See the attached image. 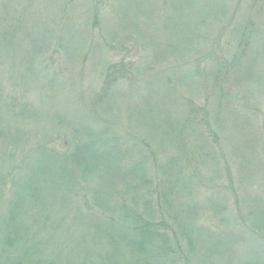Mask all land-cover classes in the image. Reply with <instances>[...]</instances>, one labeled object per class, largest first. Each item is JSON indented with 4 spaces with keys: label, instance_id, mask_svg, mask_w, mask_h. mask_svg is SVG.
Returning a JSON list of instances; mask_svg holds the SVG:
<instances>
[{
    "label": "rangeland",
    "instance_id": "1",
    "mask_svg": "<svg viewBox=\"0 0 264 264\" xmlns=\"http://www.w3.org/2000/svg\"><path fill=\"white\" fill-rule=\"evenodd\" d=\"M0 133V233L45 230L26 201L24 145L95 149L116 165L113 187L103 159L77 176L78 206L38 199L51 217L43 238L59 235L44 263L103 264L116 247L133 264L113 210L124 206L125 224L141 214L159 226L177 264H264V0H0Z\"/></svg>",
    "mask_w": 264,
    "mask_h": 264
},
{
    "label": "trees",
    "instance_id": "2",
    "mask_svg": "<svg viewBox=\"0 0 264 264\" xmlns=\"http://www.w3.org/2000/svg\"><path fill=\"white\" fill-rule=\"evenodd\" d=\"M113 71V69H112ZM113 79V78H112ZM106 79L107 82H105L104 87L106 90H108V93L110 89H113L112 86L114 83L117 82L116 79ZM1 136V133H0ZM67 139L63 140L64 141V146L65 147H70L68 146V141L66 142ZM75 141V140H74ZM32 146V147H31ZM33 148V151L30 152V156L33 157V167L31 168V173L28 174L27 177V184L29 185L30 189L34 188L33 196L31 194L27 197L28 202H33L34 199L36 203L35 207H32L33 209L39 210L40 211L37 213L39 216L42 218V220L38 223H36V226H41L44 229H39V227H33L38 228V229H33L32 227H27L25 225H21L20 231L18 232L17 230L13 228H9L8 230L6 228L4 232L0 233V243L3 245H6L7 248L5 251V254L3 257L5 258L4 263L1 264H57V262H53L51 260L50 263H44L41 260L43 257L38 260L37 258L41 253L39 251L43 247L44 244H47L49 248H52V245L55 243L56 238L59 236L54 235V237H44V234L47 232L48 229V221L51 219V217H48L45 215V210L46 208L42 206L43 204L39 203L41 200V197H44L47 193L48 196H62L64 199H68V202L73 199L79 203L75 205H80V200H85L87 199L85 195L86 193V188L84 186L77 185L80 180L78 179V182L76 181L77 176L79 177H84V178H89V176L93 177V173L91 171L94 170L95 166L93 164V161H99L102 160V164L107 168L109 174L107 175L110 177V180H107L106 177L104 179L105 183H110V187H113L116 185L114 182H119L118 175L113 174L112 172L115 171V163L114 162H109V156L107 155L106 157H102L101 153H98L93 149L92 152H87L85 148L83 147H78L74 146L73 148L69 150V152L61 153L57 149H51L49 146L46 144H38V142L35 143H30L29 145H24L23 148ZM93 147V145H90L86 149L89 151L90 148ZM98 147V146H97ZM106 153H108V149H104ZM92 153V155H90ZM64 156V157H62ZM90 158L89 163L84 165L86 163V157ZM94 157V158H91ZM97 159V160H96ZM26 163L28 162V159L25 160ZM28 166V165H27ZM52 166H56V168L53 170ZM143 165L140 167V172L137 174L138 176L141 175V173L144 170H147ZM91 177V178H92ZM143 180L142 182H152L149 179L148 173L146 175H141ZM140 177V178H141ZM114 180V182H111V180ZM42 182H44V185H41ZM77 182V183H76ZM107 185V184H106ZM46 188V189H45ZM137 188V189H136ZM133 189H136L135 192L136 194H139L141 192L140 188L134 187ZM58 191V193H57ZM148 191V190H147ZM149 194V192H146V195ZM68 195V196H65ZM60 196V197H61ZM105 196V197H110V192L107 186L105 184L103 185L102 188L98 189L97 193L94 195L95 202L102 206L105 203L104 201H100V197ZM36 198V199H35ZM148 198V196H147ZM150 200V201H149ZM149 200L146 201V205L151 202L152 200L149 198ZM148 202V203H147ZM153 202V201H152ZM17 201L14 203L12 208L10 209H15L14 211H10L6 224V227H9V224H7L11 220V226H14L16 224L13 221V218L18 212V206H17ZM71 203V202H70ZM134 205L136 201L133 199L132 202ZM37 204H39V208H37ZM127 204V203H126ZM16 205V206H15ZM42 206V207H41ZM147 207V206H146ZM21 209V207H20ZM32 209V210H33ZM113 210L119 213H123L125 215L120 216L122 220V227L128 230L127 234L123 233V240H125L127 243L128 247V252L130 256H133V264H177L179 262L175 261V258H177V253L173 252V247H165L164 249L160 248L161 244L159 243V239L161 237L159 233V226L157 224H153L152 222L146 220L145 218H142V215L140 214L139 217L135 214H130L132 218V225L131 222L129 224H125V220L128 222L129 219L126 217V209L123 207H115ZM132 210V209H131ZM91 213H94V211L90 210ZM133 212V210H132ZM22 213L21 211L18 212L17 216ZM97 216L92 214L88 216V222L90 221L92 223V218H96ZM21 221V219H20ZM89 222V223H90ZM106 224L109 228L115 229L114 224H112L111 220H106ZM117 230V229H115ZM19 233H23L21 237L18 236ZM52 236V235H51ZM39 238H41L39 240ZM33 239L35 243L33 242ZM39 240V241H38ZM49 240V242H46ZM54 240V243H52ZM41 244V245H40ZM167 245V244H166ZM39 246V247H38ZM160 246V247H159ZM178 246V245H177ZM176 250L180 249L179 247ZM21 248L18 249L19 252H16V248ZM116 247L111 249L109 254H106L107 256L103 257L104 259H101L100 257H97L98 259L101 260L103 264H124L123 262H118L117 259L115 258V252H116ZM84 257L85 258H90L91 256L89 253L85 250H83ZM180 254V253H179ZM2 257V258H3ZM34 259V261L27 262L29 259ZM7 259V260H6ZM178 260V259H176ZM188 261V260H186ZM40 262V263H38ZM184 262V261H183ZM184 264H189L184 262Z\"/></svg>",
    "mask_w": 264,
    "mask_h": 264
}]
</instances>
